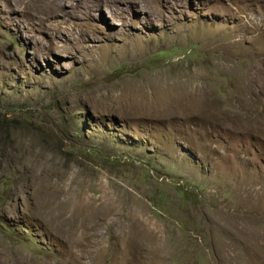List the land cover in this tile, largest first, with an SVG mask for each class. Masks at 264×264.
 I'll list each match as a JSON object with an SVG mask.
<instances>
[{
  "label": "rangeland",
  "instance_id": "374dc122",
  "mask_svg": "<svg viewBox=\"0 0 264 264\" xmlns=\"http://www.w3.org/2000/svg\"><path fill=\"white\" fill-rule=\"evenodd\" d=\"M77 223L83 264H264V0H0V252Z\"/></svg>",
  "mask_w": 264,
  "mask_h": 264
},
{
  "label": "bare ground",
  "instance_id": "6f19581e",
  "mask_svg": "<svg viewBox=\"0 0 264 264\" xmlns=\"http://www.w3.org/2000/svg\"><path fill=\"white\" fill-rule=\"evenodd\" d=\"M130 95V94H129ZM136 96V95H135ZM139 97V96H138ZM146 97V96H145ZM132 98V97H131ZM133 100V99H132ZM135 100V99H134ZM134 102V101H133ZM125 103H127V102H125ZM129 103V102H128ZM140 104V103H139ZM138 104V105H139ZM129 105H132V104H130L129 103ZM135 105V104H134ZM143 105V104H142ZM124 107V106H123ZM130 108V107H129ZM131 108H132V106H131ZM141 108V107H140ZM155 108V107H154ZM142 110V109H141ZM185 110V109H184ZM180 114H181V112H180ZM36 208V207H35ZM36 209H34L33 210V212L35 211ZM6 213H7V211H6ZM35 213V212H34ZM7 215H8V213H7ZM46 218V217H45ZM42 219H44L43 217H42ZM41 219V220H42ZM48 219V218H47ZM46 220V219H45ZM65 220H67L66 218H65ZM65 220H64V222H65ZM43 221V220H42ZM48 221H49V219H48ZM60 221V220H59ZM74 221V220H73ZM47 222V221H46ZM43 223L44 224H46L45 223V221H43ZM66 223H67V221H66ZM76 223V222H75ZM47 225V224H46ZM75 225V228H80V230L82 229L83 230V232H82V234L80 235V236H78V237H76L77 239H75V240H73L72 238H73V236L71 237V239H67L69 242H67L66 240L65 241H62V243H63V245L64 244H66L67 245V247H69V249H70V251H71V253H68V255H67V257L63 260V259H59V260H56V264H66V260H68V261H71V262H75V263H78V264H83V263H85V260L84 261H82V259L85 257V259H86V261L88 262L89 261V259H92V260H95V257H97V256H99V253L101 252L100 251V249H98L97 247H98V243H100L99 241L101 240V238H99V236H97V237H94V236H91L90 237V235H86V233L84 232V230H86V229H88V228H86V225H82V223H79V225H78V223L77 224H74ZM52 226H53V223H52ZM55 226V225H54ZM69 226V225H68ZM59 227V226H58ZM72 227V226H71ZM71 227H69V228H71ZM50 228H51V226H50ZM65 230V229H64ZM67 230V229H66ZM53 231V230H52ZM55 231V230H54ZM63 231V230H62ZM58 232H59V230H58ZM64 232V231H63ZM66 232V231H65ZM70 232V231H69ZM60 233V232H59ZM66 233H68V232H66ZM73 233H74V231H73ZM58 234V233H57ZM61 235V234H60ZM77 235V234H76ZM75 235V236H76ZM79 235V234H78ZM69 236V235H68ZM96 236V235H95ZM66 237V236H65ZM89 237V238H88ZM57 238V237H56ZM90 238L92 239V240H90ZM58 239V238H57ZM97 239V240H96ZM62 240V239H61ZM86 242H88L89 244H87L86 246H85V241ZM59 242V241H58ZM3 244V243H2ZM94 246V247H93ZM101 246V245H100ZM64 248V247H63ZM90 249V252H88L87 251V249ZM68 249V250H69ZM76 249V250H75ZM67 251V250H66ZM5 252V251H4ZM2 252H0V264H10L9 262H10V259L9 258H6V257H3L2 256V254H1ZM7 254V253H6ZM83 254H85V256H83ZM123 254V253H122ZM1 256H2V258H1ZM7 256V255H6ZM122 256H124V255H122ZM9 257V256H8ZM36 258H34L33 260H31L30 261V264L32 263V264H52V263H50V261L48 262V261H45V260H42L41 258L39 259V260H35ZM28 263V261H25V260H23V259H20L19 261H18V264H27Z\"/></svg>",
  "mask_w": 264,
  "mask_h": 264
}]
</instances>
